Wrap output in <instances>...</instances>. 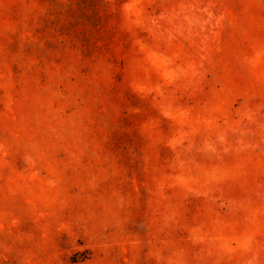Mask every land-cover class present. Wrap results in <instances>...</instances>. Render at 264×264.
Segmentation results:
<instances>
[{"label":"rangeland","instance_id":"374dc122","mask_svg":"<svg viewBox=\"0 0 264 264\" xmlns=\"http://www.w3.org/2000/svg\"><path fill=\"white\" fill-rule=\"evenodd\" d=\"M0 264H264V0H0Z\"/></svg>","mask_w":264,"mask_h":264}]
</instances>
